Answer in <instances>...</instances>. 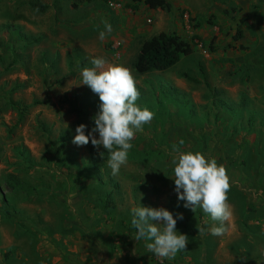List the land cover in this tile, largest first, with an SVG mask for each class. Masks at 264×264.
<instances>
[{
	"label": "rangeland",
	"instance_id": "obj_1",
	"mask_svg": "<svg viewBox=\"0 0 264 264\" xmlns=\"http://www.w3.org/2000/svg\"><path fill=\"white\" fill-rule=\"evenodd\" d=\"M167 1L171 12L131 0H0V264H195L202 242H219L213 258L228 264L220 242H241L245 228L264 233V0ZM209 17L215 26L191 21ZM106 22L112 31L100 40ZM161 32L191 42L192 54L136 73L141 44ZM94 58L129 68L137 106L154 113L117 176L102 147L72 143L99 111L80 75ZM173 145L227 170L223 236L210 234L218 225L202 209L177 199ZM139 205L182 214L186 250L162 261L150 241H136Z\"/></svg>",
	"mask_w": 264,
	"mask_h": 264
},
{
	"label": "clouds",
	"instance_id": "obj_2",
	"mask_svg": "<svg viewBox=\"0 0 264 264\" xmlns=\"http://www.w3.org/2000/svg\"><path fill=\"white\" fill-rule=\"evenodd\" d=\"M105 29V32L99 33L100 40L112 31L107 22ZM91 64L92 67L82 69L81 84L98 96L99 111L92 118L95 126L87 135L85 124L76 127L72 143L78 147L89 143L94 148L102 147L109 153L107 165L112 176H117L121 167L127 164L136 133L142 132L144 126L151 123L154 113L137 106L140 92L129 68L107 65L103 58H94ZM94 134H98V138ZM183 144L181 139L179 145ZM169 155L177 199L184 201L183 206L192 212L202 209L218 225L211 227L210 234L223 236L227 231L225 223L232 216L231 205L227 202L230 191L227 170L215 159H208L200 152L182 151L178 145L172 146ZM131 216V226L136 232L134 239L150 241L146 247L155 257L162 261L172 260L178 252L186 250L188 236L176 230L177 221L183 220L182 214L177 213L174 218L164 208L139 205L131 209ZM198 232L204 234L205 229L200 227Z\"/></svg>",
	"mask_w": 264,
	"mask_h": 264
},
{
	"label": "trees",
	"instance_id": "obj_3",
	"mask_svg": "<svg viewBox=\"0 0 264 264\" xmlns=\"http://www.w3.org/2000/svg\"><path fill=\"white\" fill-rule=\"evenodd\" d=\"M86 2L109 0H85ZM133 2H142L150 9H160L166 12L173 10L172 5L167 0H131ZM33 8L46 10V7L33 5ZM183 15V13H182ZM195 27H200L204 22L207 25L215 26V20L211 17L205 19L192 18ZM241 38V32H237L235 39ZM212 43L215 38H212ZM213 51V49H210ZM193 52L191 42L181 38L174 33L161 32L151 38L143 41L138 51V54L133 63V70L138 74L151 72H163L175 66L182 58L191 55ZM201 70V69H200ZM109 201V200H108ZM108 204V202H107ZM110 205V203H109ZM80 264L79 261L76 262Z\"/></svg>",
	"mask_w": 264,
	"mask_h": 264
},
{
	"label": "crops",
	"instance_id": "obj_4",
	"mask_svg": "<svg viewBox=\"0 0 264 264\" xmlns=\"http://www.w3.org/2000/svg\"><path fill=\"white\" fill-rule=\"evenodd\" d=\"M199 222L202 221V216L199 214L197 216ZM245 234H242L241 242H236L235 240H230L231 242L222 244V248L228 251V254L233 258V260L228 264H264V233L260 230L255 232L254 237H250L249 232L246 228ZM228 240H226L227 242ZM200 253L198 254V261L195 264H216L213 258L214 250L218 249L219 242L215 244L211 242L200 243ZM221 250V246H220ZM177 263V262H176ZM178 264V263H177Z\"/></svg>",
	"mask_w": 264,
	"mask_h": 264
}]
</instances>
